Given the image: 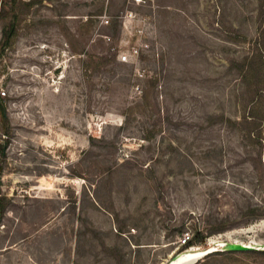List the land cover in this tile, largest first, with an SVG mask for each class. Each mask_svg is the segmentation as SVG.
Returning <instances> with one entry per match:
<instances>
[{
    "label": "rangeland",
    "instance_id": "1",
    "mask_svg": "<svg viewBox=\"0 0 264 264\" xmlns=\"http://www.w3.org/2000/svg\"><path fill=\"white\" fill-rule=\"evenodd\" d=\"M260 51L264 0H0V264H264Z\"/></svg>",
    "mask_w": 264,
    "mask_h": 264
},
{
    "label": "trees",
    "instance_id": "2",
    "mask_svg": "<svg viewBox=\"0 0 264 264\" xmlns=\"http://www.w3.org/2000/svg\"><path fill=\"white\" fill-rule=\"evenodd\" d=\"M100 12H102V9L100 10ZM103 14V12H102ZM102 14H99L100 16ZM117 21V20H115ZM11 28L12 26H5L4 30L5 32H7V34L9 32H11ZM242 64L245 65V68H243V74L245 79H247V82H251L252 84L259 85V84H263L264 83V79H263V66H264V59L262 58V53L260 52H253L252 54L245 56V58L243 59ZM257 88H254L253 91H257ZM1 101L2 98L0 97V106H1ZM0 117L2 119L5 118V113H4V108L1 107L0 109ZM1 147V145H0ZM1 151V150H0ZM6 197L5 196H1L0 195V220L2 219V215L5 211L7 202H6ZM253 211H256V209H254ZM264 215V214H263ZM262 215H260L259 213L256 214H252V218H258ZM223 228L219 227L217 228L215 231H221ZM203 236H200V234H197L195 237H192L188 240L187 244L184 245L185 246H190L192 245L194 242H202L203 241ZM221 252H215V253H210L208 255H206L205 257L208 258L210 256H212L213 254H220ZM264 253V251L262 252ZM204 263V261L202 262Z\"/></svg>",
    "mask_w": 264,
    "mask_h": 264
},
{
    "label": "built area",
    "instance_id": "3",
    "mask_svg": "<svg viewBox=\"0 0 264 264\" xmlns=\"http://www.w3.org/2000/svg\"><path fill=\"white\" fill-rule=\"evenodd\" d=\"M134 5H143L144 0H132ZM102 24H108L109 18L104 13L100 16ZM117 19L120 20L123 24L130 23L132 21H138V27L134 30L138 36V39L145 37V33H147V26L150 24V17H140L137 18V15L132 10H125L119 15L116 16ZM141 56V51L139 47V42L130 44L126 51L120 53L118 55V61L122 63H129V62H137L139 61ZM138 76H143V71H138ZM190 236L188 234H183L182 239L180 240L181 245H186Z\"/></svg>",
    "mask_w": 264,
    "mask_h": 264
},
{
    "label": "bare ground",
    "instance_id": "4",
    "mask_svg": "<svg viewBox=\"0 0 264 264\" xmlns=\"http://www.w3.org/2000/svg\"><path fill=\"white\" fill-rule=\"evenodd\" d=\"M262 223L263 224L256 225L257 226L256 228L264 227V222H262ZM228 236L232 237L231 234H228ZM231 240H232V242L245 244L249 247H255V246L259 245L257 242H255L253 240H249V239L246 241H241V240H237V239L232 238ZM212 241L213 240L209 239V242L205 246L194 245V246L189 247L187 250H184L182 252L175 254L176 258H175V260H173V262L171 264H175L178 262H185L183 264H192L193 262L198 261V259L202 258L205 253L210 252L213 249ZM221 245L224 246L225 243H223ZM175 255H173V256H175Z\"/></svg>",
    "mask_w": 264,
    "mask_h": 264
},
{
    "label": "water",
    "instance_id": "5",
    "mask_svg": "<svg viewBox=\"0 0 264 264\" xmlns=\"http://www.w3.org/2000/svg\"><path fill=\"white\" fill-rule=\"evenodd\" d=\"M255 249L256 248H254V247H249L245 244H240V243H236V242H226L225 245L222 247L223 251H249V250H255ZM209 253L210 252L205 253L204 256L208 255ZM175 258H176V255L172 256L171 259L167 262V264H171L173 262V260H175ZM195 262H197V261H195ZM195 262H193L192 264H194ZM183 263H185V262H178L175 264H183Z\"/></svg>",
    "mask_w": 264,
    "mask_h": 264
}]
</instances>
